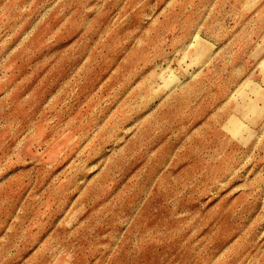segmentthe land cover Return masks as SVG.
Wrapping results in <instances>:
<instances>
[{"label": "rangeland", "instance_id": "374dc122", "mask_svg": "<svg viewBox=\"0 0 264 264\" xmlns=\"http://www.w3.org/2000/svg\"><path fill=\"white\" fill-rule=\"evenodd\" d=\"M0 264H264V0H0Z\"/></svg>", "mask_w": 264, "mask_h": 264}]
</instances>
